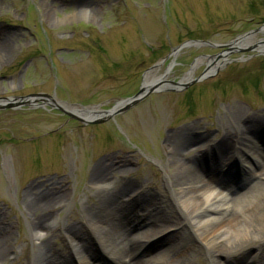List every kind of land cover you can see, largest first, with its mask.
Returning <instances> with one entry per match:
<instances>
[{"label":"rangeland","instance_id":"1","mask_svg":"<svg viewBox=\"0 0 264 264\" xmlns=\"http://www.w3.org/2000/svg\"><path fill=\"white\" fill-rule=\"evenodd\" d=\"M244 36L254 37V42L231 46ZM189 41L209 45L173 54V49ZM4 44L0 218L11 226L7 264H26L31 257V215L24 199L31 188L37 193L57 184L67 190L66 209L53 212L63 223L71 212L79 214L98 200L91 180L97 166H112L115 171L106 187L131 183L125 201L131 194L164 193L170 198L165 186V163L170 157L164 147L169 135L190 125H195L194 137L205 134L182 148L192 159L217 144L223 124L236 120L232 108L241 107L247 117L264 114V0H0V46ZM193 67L192 78L182 83L188 88L174 92L167 85L100 125L72 120L57 109L64 108L61 103L71 111H110L138 93L147 73L160 78L171 68L165 82L180 84ZM207 73L210 77L191 84ZM142 120L149 121L148 126ZM247 152L232 149L237 171L221 170L216 186L220 192L234 197L248 190V184L241 185L244 162L253 160ZM123 160L133 172L126 179L117 175V164ZM138 217L143 218L141 213ZM168 228L163 226L156 237L143 241L142 250L149 251L146 258L161 251L159 244ZM179 232L188 234L184 227ZM56 237V245L80 264L63 238ZM256 252L251 249L250 257ZM195 255L204 264L202 251ZM93 257L94 264H109L99 249Z\"/></svg>","mask_w":264,"mask_h":264},{"label":"bare ground","instance_id":"2","mask_svg":"<svg viewBox=\"0 0 264 264\" xmlns=\"http://www.w3.org/2000/svg\"><path fill=\"white\" fill-rule=\"evenodd\" d=\"M253 38L241 37L231 46L244 47L254 42ZM6 51V44L0 46V53ZM193 71L194 67L180 84L189 81ZM170 72L171 68L160 78L147 73L143 89L156 82L165 88ZM232 109L236 120L223 124L224 131L217 144L202 149L192 159L181 150L205 137V134L192 135L195 125L183 127L166 138L164 147L170 158L165 163V186L170 190V198L164 193L131 194L125 201L122 198L130 191L131 183L128 181L122 186L114 183L113 188H108L104 184L115 171L112 166L107 169L97 166L91 180L98 200L89 203L79 214L71 212L63 223L53 212L66 209L67 190L52 184L42 192L35 193L36 188L26 191L24 199L27 214L31 215L28 225L32 245L26 264H75L63 246L56 245L57 235L77 255L80 264H94L92 259L98 249L108 257L109 264H200L195 254L201 251L204 264H264V114L247 117L241 107ZM141 124L148 126L149 121L142 120ZM235 148L243 153L248 149L252 153L247 155L253 160L247 158L242 166L245 176L241 185L248 184V190L233 197L220 192L216 186L222 169L226 168L228 173L237 171L238 161L231 153ZM4 167L7 170L6 164ZM117 167L119 177L126 179L133 173L126 160L118 162ZM140 213L143 218L138 217ZM216 225L218 228L211 231ZM163 226L169 227V233L159 244L165 247L164 251L161 253V249L146 258L149 251L142 250L143 241L156 237ZM182 227L188 234L179 232ZM170 228L177 230L170 231ZM193 242L199 243V247H194ZM251 249L257 251L255 256L250 257ZM11 253V226L0 218V264H7Z\"/></svg>","mask_w":264,"mask_h":264},{"label":"water","instance_id":"3","mask_svg":"<svg viewBox=\"0 0 264 264\" xmlns=\"http://www.w3.org/2000/svg\"><path fill=\"white\" fill-rule=\"evenodd\" d=\"M208 45L206 42H198V41H190L182 44L178 48L173 49V54L177 55L180 50L184 48H190V47H201ZM211 73H207L204 76H201L197 80L193 81L191 84H196L208 77H210ZM168 85H172L174 88L172 91H181L182 88L186 89L189 87V85L182 86V84H174V83H168ZM160 82H156L153 86L149 87L147 90L143 89V87L140 88L139 92L133 96L132 98L125 99L118 103L112 110L110 111H88V109L82 108L78 111H71L70 109H67L64 105V108H61L57 106V109L63 113L65 116L72 120H87V124H94V125H100L105 123L108 120H114L115 117L124 114L128 112L130 109L136 107L138 104L143 102L145 99H147L149 96H151L154 93H158L162 90H165ZM34 97H44L49 98L47 95H36ZM52 100V99H51ZM85 114H88L85 116ZM94 114H97V117H93Z\"/></svg>","mask_w":264,"mask_h":264}]
</instances>
